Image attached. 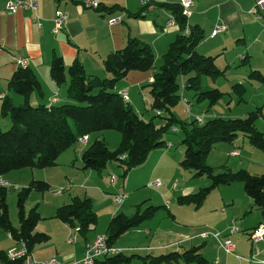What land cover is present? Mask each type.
<instances>
[{"label":"trees","instance_id":"trees-1","mask_svg":"<svg viewBox=\"0 0 264 264\" xmlns=\"http://www.w3.org/2000/svg\"><path fill=\"white\" fill-rule=\"evenodd\" d=\"M149 4L152 5L148 2L143 9H147ZM153 4L168 10L179 26V33L169 43L161 57V64L153 72L151 81L145 85L150 96L149 109L155 111L154 115L147 120L143 119L130 102L123 101L116 88L117 82L129 72L155 69L152 48L137 38L128 37L121 49L106 55L102 62L105 77L86 74L77 58L66 67L62 57L54 54L49 64V78L55 86L65 85V102L58 103L55 96L57 100L52 102V97L49 104L31 105L33 94L43 97L42 86L31 68L19 66L9 77L7 88L20 95L23 102L15 105L5 97L0 106V115L10 119V127L0 130V176L21 168L56 166L59 155L79 142L83 135L114 129L121 133L118 146L110 148L103 139L96 138L81 153V169L101 172L111 162L121 168V176L124 178L132 168L141 165L152 150L163 147L166 143L163 140L164 134L175 127L183 133L181 144L184 150L179 166L193 170L195 178L205 176L210 180L209 186L199 188L197 192L177 196L176 202L179 205L192 204L199 208L213 188L240 182L246 196L251 199V207L263 212L264 174H254L244 168L232 171L224 166L223 170L215 172L205 161L215 143L233 145L239 135L244 136L249 145L264 152V133L255 127L257 118L264 120V104L243 117L217 116L204 121L201 119L200 122L194 118L190 121L179 120L173 108L180 102L183 91H192L196 101H207L209 108L227 94L216 87H204L200 81L203 75L215 80L223 76L225 70L216 66V55H204L196 50L204 38L203 30L196 25L187 26V19L181 15L177 2ZM100 5L95 9L109 12L120 9L118 5L105 8ZM141 12L133 15L141 16ZM181 77H185L182 86L179 82ZM247 80L264 84V72L252 69ZM237 85L241 88L235 90L241 97L243 85L234 84L232 88ZM156 117L159 118L158 123L154 120ZM122 155L124 158H121ZM49 188L46 181L33 179L18 192V226L15 227L8 217L7 188L0 185V229L10 234L16 242H23L29 251L36 244L47 242L49 236L35 230L40 216L36 210L25 213V199L31 190L43 192ZM159 208L165 207L138 204L130 216L123 212L113 215L104 232L108 243L114 245L123 234L151 219ZM55 217L74 228L85 240L86 234L96 223L92 203L86 197L74 196L69 203L58 206ZM202 247L203 243L183 251L158 255H127L120 252L99 258L94 264H124L135 258L142 260L143 264H174L180 259L186 264H215L202 255ZM0 260L2 264L19 262V259H8L2 251Z\"/></svg>","mask_w":264,"mask_h":264},{"label":"rangeland","instance_id":"rangeland-1","mask_svg":"<svg viewBox=\"0 0 264 264\" xmlns=\"http://www.w3.org/2000/svg\"><path fill=\"white\" fill-rule=\"evenodd\" d=\"M251 43H253V37H250L246 41V47L250 46ZM263 47L264 32L262 33L261 38L258 39V42L254 44L252 50V52H254L253 57L250 56L251 59H249V62L247 61L242 64V60L237 56V51H234L235 44L229 45L226 49L228 53L225 54V57L227 62H230V68L225 72L226 74L215 78V80H212L205 75L200 77L202 86L208 88L216 87L217 89L227 93L221 101H218L216 104L221 105V103H223L225 107H232V111L236 114V116H246L247 113L264 104V84L247 80V76L252 69H257L258 67L260 68L258 70L264 72V56L261 55V49ZM240 49L245 50L244 44L237 45V50ZM223 60L224 56L222 55L220 60L217 61L220 67L225 64ZM160 63V59L155 62L156 68H158ZM135 73L144 72H129L126 78L117 82V87L123 86L124 81L127 79L131 80L132 75H135ZM226 76L228 77V80ZM232 79L235 80V84L243 85L241 97L235 90L240 89L241 87L237 85L236 88H232L233 85L231 86L229 82ZM181 81L185 82V77H181L179 79L180 84ZM146 84L147 83L145 82L143 85V91L139 95H134L135 90L131 91V98H135L134 104H137L141 110L139 115H145V118L149 115L152 116L155 113V111L149 109L148 107V100L150 96L146 88L147 86L145 87ZM182 94L188 98L190 112H184V105L180 101L173 108V113L179 120L190 121L193 119H190V114H197L196 116L202 117L207 113L206 109L209 108L207 101H196L192 91L185 90ZM143 96L145 100L147 99V102L141 100ZM145 109L147 110L144 111ZM145 112H147L148 115ZM6 119L8 121L10 120L9 117H6ZM158 119L159 118L157 117L154 118L156 123H158ZM0 121L2 123V117H0ZM69 124L71 128L74 129L72 121H70ZM9 127L10 126L1 127V131L8 129ZM255 127L258 131L264 133L263 118L259 117L256 119ZM89 135V143L92 142L94 135H97V137L103 139L110 148L117 147L121 140V133L114 129L100 130ZM182 138L183 133L179 129L177 132L168 131L163 136L164 142L171 141L174 145L170 151L173 153V156H167L173 164H175L174 159L177 156V152H175L177 147L178 149L184 147L181 144ZM233 146L239 148L241 152L240 156H233L231 154L230 156L227 155V150L229 148L233 149ZM83 147L85 148V144L79 141L75 144L74 148L79 151ZM68 151H72V147ZM152 155L153 154L150 153L149 157L141 165L131 169L133 172L130 179L131 182L136 184V187H139L137 190L131 189L126 183L127 176L131 170L124 178L121 176V168H118L117 166L116 167L118 169L116 171L106 174L107 178L104 179V181L93 191L94 199L92 198L91 203L92 210L96 214V223L93 226V229L86 234V237L95 233L103 234L102 232L105 231L111 217V211H123L126 215L130 216L135 212L138 204L146 206L150 201L149 203L153 205L164 204L163 206L166 205L169 210L167 211L165 208H159L151 219L143 222L138 228L132 229L123 234L117 241L116 245L123 247L127 245L139 246L134 248V250L122 249L125 253H137L140 255H146L149 253L158 255L160 253H169L175 250L182 251L190 248L191 246L203 243L201 253L212 263L262 264L260 261L264 260V235L261 241L251 242L247 236V230L259 222L264 223V211L262 212L256 208L248 207L250 198L246 196L242 183L235 182L230 185H221L213 188L199 208H195L192 204L179 205L176 202V197L179 194L197 192L199 188L209 186L210 180L205 176L195 178L193 177V170H185L175 164V168H169L161 171L166 179L170 178L167 186L162 188L159 186V188L155 186H144L145 182L141 183V179H143L142 177H145V174H148V166L146 167V165ZM66 160V165H61L59 162V165L43 169L21 168L11 170L0 176V179L6 181L7 183V185H5L7 188L6 203L8 206V217L13 226H18V209L16 205L18 192H20L23 188H26L33 179H45L47 180L46 182L50 184V188L43 192L31 190L25 199L24 210L26 214H28L31 210H36L39 213L40 219L36 224V231H51L53 232H50L51 234L58 232L56 231L57 228L53 226V224L56 223L54 221H58L53 217L56 209L55 204H58L56 206H59V204L62 205L64 202L66 203L69 201L70 193H84L91 186L85 178L84 173L79 171L75 174V172L71 170L79 159H75L73 155H70ZM205 162L209 166L213 167L215 172H220L223 170L224 166L225 168H231L232 171H236L239 168H245L249 172L256 173L258 175L264 174V152L249 145L247 143V139L242 135H239L235 139L233 145L222 142L215 143L211 151L207 154ZM109 163H107V165ZM111 174H113L116 178L115 185L110 183L109 177ZM102 175L104 176L103 171ZM156 179L159 178H154L150 181H154ZM159 180L162 183L161 179ZM148 182L149 181L147 180L146 184ZM109 184L113 187L119 186L122 189L124 188L128 192L127 193L124 189L119 191L120 193H127V197L122 204H116L114 196L110 194L113 192ZM163 192H166L165 197L161 195ZM149 197L151 199H148ZM229 198L235 200L234 204L233 206L225 207L223 202ZM231 199H229V201ZM144 200H146L147 204L143 203ZM172 215H174V219ZM231 219L233 220L231 221ZM226 225L229 226L228 232L231 227H235L237 229L236 232L228 234V238H230V240L234 243L235 252L240 258L224 253L219 247L218 241L212 238V236H208L207 238H202L200 236L201 233L205 232L209 234L218 233L221 239L222 236H225L222 228ZM145 229L150 232L149 235H145L143 233ZM0 232L5 233L1 229ZM73 237L76 238L78 244L85 240V237L79 235L75 230H71L70 237L67 238L66 241L68 247L76 245L69 242V240ZM56 238L58 237L55 235V239ZM180 241L182 245H178ZM140 246H144V249H141ZM124 264H142V261L135 258L131 262ZM161 264L169 263L163 262ZM174 264H186V262L180 259Z\"/></svg>","mask_w":264,"mask_h":264},{"label":"crops","instance_id":"crops-1","mask_svg":"<svg viewBox=\"0 0 264 264\" xmlns=\"http://www.w3.org/2000/svg\"><path fill=\"white\" fill-rule=\"evenodd\" d=\"M6 1L7 0H0V95H2L0 97V106L5 97H8L15 105L22 104L23 102V98L20 95L7 88V81L9 77L19 67L17 64V60L19 58H27L28 67L34 71L42 86L43 97L40 98L37 94H33L31 96V105H37L39 103L49 104L50 99L55 96L58 98L59 103L66 101L65 85L55 86L49 78V64L54 54L62 57L63 63L66 67L69 66L75 58H77L82 63L86 74L105 77L106 74L103 71L102 65L104 58L110 52L121 49L125 45L128 37L137 38L138 40L147 43L152 48L155 56V65L156 61L159 59L161 60V57L166 52L169 43L172 42L175 36L179 33V26L177 23L170 26L166 25V21L169 19L171 13L164 8L156 7L153 4L176 3L177 0H98L101 4V8L110 7L112 5H118L120 7V9H115L110 12L107 10L99 11L95 8L85 7L82 0H37L36 9L26 7L19 9L13 14H2ZM143 1L149 3L151 2L152 7L143 9V6L145 5L143 4ZM193 1V13L187 19V26H199L204 33V38L201 42H199L196 50L204 55H216V66L219 69H224L225 72L230 68V62H227L225 57V54L228 53L226 49L229 45L235 44L234 51H237V56L242 60V64L247 61L249 62V59H251L250 56L253 57L254 54V52H252L254 44L258 42V39L261 38L262 33L264 32V7L260 8L257 13H251L250 10L254 5L255 0ZM58 10L66 12L68 16L63 29L57 33H53V18L55 16V12ZM138 11H142L141 16H134L133 14ZM111 17H120V21L116 24H109L108 19ZM219 24L225 25V30L211 37L210 33L212 28ZM250 37H253V43L246 47V41ZM240 44H244L245 50H237V45ZM222 55L224 56L223 62L225 64L220 67L217 61L220 60ZM261 55L264 56V47L261 49ZM156 69L158 68L155 66L154 70L144 73H135V75H132L131 80L127 79L124 81L123 86L116 87L117 90L126 89L128 91L129 102L138 114L141 113V110L137 104H134L135 98H131V91L135 90L134 95L141 94L144 83L151 81L152 74L156 71ZM257 69L260 68L257 67ZM229 82L231 86L235 84L234 79ZM183 84L184 81H181V86ZM141 100L147 102V99L145 100L144 96ZM149 103L150 99L148 100V107ZM146 110L147 109L144 111ZM206 111L207 113L201 117L203 121L217 116L227 118L239 117L232 111V107H225L223 103H221V105L214 104L212 107L207 108ZM145 113L148 115L147 112ZM196 115L197 114H190V119L194 118ZM0 117H2V123L0 121V130L1 127L10 126V120L8 121L6 117L1 115ZM142 117L147 120L150 115L147 116V118H145V115H142ZM86 137L87 139L84 143L85 148L91 143H89L90 135H86ZM96 138H98L97 135H94L92 141ZM173 146L174 145L171 141H167L163 147H159L150 152L153 155L147 161L146 167L148 166V174H145V177H142L143 179H141V183L145 182L144 186L147 185V180L150 181L154 178L161 179L162 183L159 187L162 188L168 185L170 178L166 179L161 171L169 168H175V164L179 165V162L183 157L184 150L183 148L178 149L177 147V150L175 151L177 152V156L174 159L175 164H173V162H170L167 157L169 155L173 156V153L170 152ZM71 147L72 151H68ZM71 147L59 155L57 165L60 163L61 165H66V159H68L70 155H73L75 159L79 160H77L75 166L72 167L71 170H73L75 174L79 171L84 173L85 178L91 186L84 193H70L69 201L66 203L64 202V204L69 203L71 198L74 196L86 197L92 202V198L94 197L93 191L95 188H97L98 185H100L104 179L107 178V173L116 171L118 168L115 163H109L102 170L104 172V176L102 175V171L96 173V171L93 170H82L80 157L85 148L83 147L78 151L74 148L75 144ZM233 147V149L229 148L227 150V155L230 156L231 151L238 150L239 154L233 156H240L241 152L239 148L236 146ZM228 169L232 170L229 167ZM132 172V170L129 172L126 183L131 189L137 190L139 187H136V184L131 182L130 179ZM43 181L47 180L44 179ZM109 186L113 192L110 193L112 196L116 192L124 189L119 186L113 187L110 184ZM165 193L166 192H163L161 195L165 197ZM186 194L189 193H181L179 195ZM104 195L107 196L106 194ZM148 199L151 198L149 197ZM229 199H226V201L223 202L225 207L233 206L235 200L231 199L229 201ZM146 200H144L143 203H146ZM249 200L248 207H251V199ZM149 202L146 204L153 205ZM56 205L58 204H55V207L57 208L58 206ZM59 206L61 205L59 204ZM164 207L167 211L169 210L166 205ZM110 213L112 217L119 212L111 211ZM53 217L56 218L55 211ZM172 217L173 219L175 218L174 215H172ZM232 220L233 219H231V221ZM54 222L56 223H54L53 226L57 228L56 231L58 232L55 234H51L53 233L51 231V233L44 232L48 234V242L50 243L45 242L37 244L30 250L32 257L37 261H43L52 256L57 257L64 263H71L74 260H78L83 255L85 244L92 241L95 235L98 234L95 233L93 235H88L86 240H83L79 244L75 240L74 244L76 245L68 247L66 243L67 238L70 237L71 230L75 229L60 220ZM258 225L264 227V223L259 222L255 226L248 228L247 236L252 229L259 227ZM228 227L229 226L226 225L222 228L225 236H228ZM143 233L145 235L150 234V232L146 229ZM55 235L58 238L55 239ZM116 243L114 245H116ZM178 245H182L181 241ZM19 246L20 243L16 242L10 234L0 232V251L7 253L9 250L16 249ZM118 247L121 249L134 250V248L139 246L127 245L124 247ZM140 247L141 249H144V246ZM122 253L127 254L123 250ZM263 261L264 260H261L260 262L263 264ZM0 264H2L1 260Z\"/></svg>","mask_w":264,"mask_h":264},{"label":"built area","instance_id":"built-area-1","mask_svg":"<svg viewBox=\"0 0 264 264\" xmlns=\"http://www.w3.org/2000/svg\"><path fill=\"white\" fill-rule=\"evenodd\" d=\"M36 1L37 0H7L2 10V14H13L17 12L19 9L26 7H31L36 9L37 8ZM82 3L85 7H91V8H97L99 5L98 0H82ZM147 3L148 2L143 1V4H147ZM177 4L180 7L181 15L186 19H188L193 13L194 1L177 0ZM150 7H152L151 4L147 6V8ZM263 7H264V0H255V3L251 8L250 12L257 13L259 9ZM67 16H68L67 13L64 11L58 10L55 12V16L53 18V27H52L53 33H57L61 29H63V27L66 24ZM119 21H120V17H111L108 19L109 24H116ZM174 23H175V19L172 15H170L169 19L166 21V25L170 26L173 25ZM225 28L226 27L223 24L215 25L211 30L210 36L213 37L217 35L218 33L225 30ZM27 63H28L27 58H19L17 60V64L20 67H27L28 66ZM118 93L121 95L123 101L129 102L128 91L126 89H120L118 90ZM1 96L2 95H0V97ZM56 100L57 99L55 97L51 99L52 102ZM180 101L184 105V112L189 113L190 104L187 98L184 95H181ZM157 113L159 112L157 111ZM194 119L197 120L198 122L201 121V117L199 116L194 117ZM171 130L176 131L177 129L175 127H172ZM86 139H87L86 135H83L82 137L79 138V141L85 143ZM231 154L238 155L239 152L238 150H234L231 152ZM121 158H124V155H122ZM109 179H110V183L112 185H115L116 178L113 174L110 175ZM0 185L5 186L7 185V183L6 181L0 179ZM160 185L161 182L159 179H156L154 181H149L147 183L148 187L151 186L158 187ZM113 196L116 204L120 205L127 197V193L116 192ZM236 230L237 229L235 227H231L228 234L234 233L236 232ZM263 235H264V227L259 226L256 229H253L249 233L248 238L250 239L251 242H258L262 240ZM200 236L202 238H207L208 236H212V238L218 241L219 247L222 249L224 253H226L227 255H234L235 257L239 258V256L235 254L234 243L230 240V238H228V236H222L220 239V235L218 233L209 234L207 232L201 233ZM75 240L76 238L73 237L72 239L69 240V242L74 243ZM120 252H122V249L115 245H110L107 241L106 234L103 233V234H97L92 241L87 242L84 246V252L82 257L78 260L72 261L71 263H64L55 256L49 257L43 261H37L32 257L31 252L27 249L26 245L23 242L20 243V246L18 248L9 250L6 253V257L8 259H16V260L19 259V262L17 264H94L95 261L99 258H102L104 256L115 255Z\"/></svg>","mask_w":264,"mask_h":264}]
</instances>
